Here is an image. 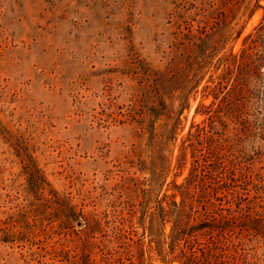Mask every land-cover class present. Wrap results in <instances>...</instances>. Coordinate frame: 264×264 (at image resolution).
<instances>
[{
    "label": "rangeland",
    "instance_id": "rangeland-1",
    "mask_svg": "<svg viewBox=\"0 0 264 264\" xmlns=\"http://www.w3.org/2000/svg\"><path fill=\"white\" fill-rule=\"evenodd\" d=\"M170 2L0 0V264H106L118 228L141 238L149 160L126 119L136 73L166 50ZM173 168L161 192L187 174ZM86 235L99 249L86 253Z\"/></svg>",
    "mask_w": 264,
    "mask_h": 264
},
{
    "label": "trees",
    "instance_id": "trees-1",
    "mask_svg": "<svg viewBox=\"0 0 264 264\" xmlns=\"http://www.w3.org/2000/svg\"><path fill=\"white\" fill-rule=\"evenodd\" d=\"M170 1L166 50L156 65L136 73L126 119L149 160L147 190L139 189L141 238L118 228L110 242L114 252L106 247L114 259L102 262L264 264L262 0ZM258 9L259 23L234 53L228 44ZM197 99L194 116L202 120L179 137L182 115ZM172 161L174 171L187 167V174L161 192ZM0 234L10 233L0 227ZM88 238L86 253L99 249Z\"/></svg>",
    "mask_w": 264,
    "mask_h": 264
}]
</instances>
